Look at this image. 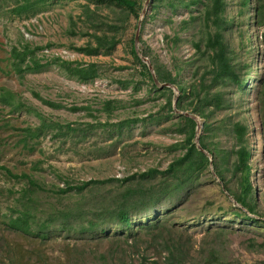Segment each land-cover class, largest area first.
Returning <instances> with one entry per match:
<instances>
[{"label":"trees","instance_id":"16d2710c","mask_svg":"<svg viewBox=\"0 0 264 264\" xmlns=\"http://www.w3.org/2000/svg\"><path fill=\"white\" fill-rule=\"evenodd\" d=\"M9 1L0 0V8ZM12 1L16 5L10 11L21 15L53 0ZM86 1L82 4V27L78 28L79 32L72 33L86 37L87 42L79 47L73 45V50L87 56H112L122 44L128 65L116 66L113 61L82 64L60 57H54L46 65L57 64L69 77L83 83L105 79L123 90L131 89L129 99H103L95 109L90 105L71 108L87 111L86 116L94 120L89 124L53 122L38 111H35L40 120L37 125L26 120L24 126L15 127L7 119L0 125V161L10 139L18 138L15 146L19 150L35 153L40 139L54 131V136H71L79 132L86 136L88 132L101 130L95 133L98 139L114 141L115 146L126 135L129 137L134 127L139 124L146 127L148 123L174 133L176 142L163 147L172 153V159L162 170L157 166L123 179L79 183L67 180L65 187L51 185V188L40 176L42 161L36 162L30 171L16 167L12 170L1 163L0 175L6 181L15 180V184L12 187L0 184V224L18 237L8 244L5 263L135 264L137 257V264H149L148 258L152 255L157 258V261H150L152 264H225L224 247L235 230L224 225L210 228L196 249L189 225L201 217L220 215L233 222H244L246 231L264 230V213L256 201L251 178L249 130L242 112L244 86L251 72L252 41L246 24L251 0H152L142 24L143 31L145 24L156 21L163 11L170 12L169 18L179 10L181 13L190 11L188 19L178 23L176 33L165 35V38L176 50L185 41L181 32L194 26L196 29L190 41L195 52L193 59L184 61L174 55L168 65L149 46L143 48V54L152 62L161 83L169 82L179 88L177 109L203 120L200 144L212 154V166L223 185L211 177V161L197 149V122L175 113L173 90L157 88L147 64L135 51V33L146 0ZM230 2L235 5L230 6ZM252 16L255 25L264 28V0H256ZM262 38L264 41V31ZM141 42L144 43L142 37ZM43 48L29 44L13 46L6 58L10 69L24 79L27 73L43 68L42 58L38 56ZM190 66L192 70L189 71ZM11 70L8 71L10 74ZM187 77H190L189 81ZM143 90L149 94L139 98L137 95ZM21 97L17 92L0 87V102L10 107L12 115L27 109ZM232 97L238 104L235 114H231L235 105ZM149 101L154 102L151 111L147 110L145 114L140 109L139 113L130 111ZM256 101L260 125L264 127V75ZM43 102L51 107H64L50 100ZM117 111L123 113L114 121ZM102 114L106 116L105 120L101 119ZM217 124L227 138L234 140L229 148L218 140ZM7 131H13L9 132V138L3 136ZM101 150L104 149L95 147L93 153L99 155ZM203 179L205 183L212 179L220 191L219 198L222 196L224 200L216 206L215 200L208 198L205 205L194 211L192 199ZM111 181L118 184L114 195H107V191L97 195L90 193L92 186ZM229 196L241 207L236 208ZM65 200L71 204H65ZM3 208L7 212H1ZM72 233L73 238L66 241ZM58 235L65 237L63 242L57 241ZM254 240H250L253 245Z\"/></svg>","mask_w":264,"mask_h":264},{"label":"rangeland","instance_id":"374dc122","mask_svg":"<svg viewBox=\"0 0 264 264\" xmlns=\"http://www.w3.org/2000/svg\"><path fill=\"white\" fill-rule=\"evenodd\" d=\"M86 3V0H53L44 7H39L21 15L10 11L16 5L12 0L0 8V87H6L19 93L22 95L23 103L27 105V109L12 115L9 111L10 107L2 105L0 102V125H3L7 119H10L15 127L24 126V121L26 120L32 125H37L40 120L35 116V111L43 114L48 120L57 123L65 124L82 121V123L89 124L93 123L94 120L86 116L87 111H73L71 108L90 105L95 109L98 107V102L103 99H129L131 89L123 90L119 85L110 84L105 79H96L93 82L83 83L69 77L63 68L57 64L46 65V62L53 60L54 57L82 64L91 62L108 64L113 61L116 66L128 65L124 53V45L122 44L118 46L116 53L112 56H87L73 50V45L79 47L87 42L86 37L72 33L73 31L79 32L78 28L82 27L80 22V18L83 19L84 9L82 4ZM234 5V2H230V6ZM255 6L256 0H251L249 10L246 13V24L249 27L252 41L251 72L244 86L242 112L249 130L248 137L252 153L251 165H253L251 175L253 188L256 201L264 213V127L260 125L256 101L260 89V80L264 75V41L262 38L264 28L257 27L253 22L254 16L252 15ZM181 11L179 10L172 18H169L170 12L166 11L165 13L163 11L156 21L147 22L144 30L142 31L141 29V37L144 42V45L142 44L143 48L145 46L151 47L161 60L168 65H170L174 55L180 56L184 61H189L191 58L193 59L195 54L190 44L192 34L196 29L194 26L181 32V36L185 41L181 42L176 50L170 47V43H167L165 38V35L173 36L176 33L178 23L182 19H188L190 11L183 10L182 13ZM26 44L31 47H44L38 52L39 58H42L43 68L27 73L24 79H20L18 74L10 69L6 58L9 57V51H11L13 46L23 47ZM9 70L12 71L11 74L8 72ZM190 70H192V66H190ZM186 80L189 81L190 77H187ZM148 94V91L143 90L137 96L143 98ZM44 100L61 103L64 107H51L44 103ZM232 101L235 105H233L234 108L231 114H235L238 104L235 97H232ZM153 105L154 102L149 101L138 108L132 107L130 111L133 112L135 110L139 113L140 109L145 114L147 110L151 111ZM94 113L100 118L97 112ZM122 113V111H117L113 120H118ZM101 119L105 120L106 116L102 114ZM200 120L203 125V120L201 118ZM94 123L96 124V121ZM99 127L101 128V126ZM217 127L218 137H220L218 140L222 146L229 148L234 143V140L225 136L220 124H217ZM162 128L152 123H148L146 127L143 124H139L134 127L129 137L126 135L121 140V143L115 146H113L114 141L112 143L110 140L102 141L98 139L95 133L102 132L101 130L95 131V133L88 132L86 136H83V133L80 132L71 134V136H54L56 132L54 131L40 139V144L36 145L35 153L19 150L15 146L18 138L10 139L7 150L3 152L4 155L0 164L8 165L12 170H15L14 168L16 167L18 170L30 171V168L36 162L42 161L40 176L50 186L49 188H51V185L65 187V181L67 180L79 183L91 180L123 179L133 173L147 171L157 166L161 170L166 168L172 159V153L163 147L175 143L177 138L172 131H163ZM9 132L13 133V131H7L3 136L9 138ZM95 147L97 149L103 148L104 150H101L98 155L93 153ZM212 175L211 177L218 181L213 173ZM0 184L12 187L15 184V180L6 181L5 177L0 175ZM91 189L90 193L92 195L105 191H107V195H114L118 191V184L115 181H111L104 185L92 186ZM219 193L220 191L212 179H209L207 183L203 179L202 185L197 188L193 196L192 202L195 209H192L198 211L201 206L205 205L208 198L215 200L217 206L218 202L221 203V200H224L222 196L219 198ZM11 200L12 198L10 202ZM65 201V204H71V201ZM1 212L5 213L7 211L3 208ZM161 213H164V211L162 210ZM230 220V218L225 219L220 215H208L207 217H201L198 221H194V223L189 225V229L194 236L195 248L198 249L200 247V243L207 235L206 230L224 225L230 230H235L224 247L225 259L223 262L225 264L263 263L264 230L249 232L245 230L247 228L244 227V222H233ZM12 233L7 227L0 224V264H6L5 257L8 244L18 240V237ZM72 236L73 233L67 236L68 239L66 241L71 240ZM56 238L58 242H63L65 239L62 235H58ZM252 238L255 239L254 245L250 241ZM136 259L139 261L137 257ZM148 260V263L152 264L150 261H157V258L150 255ZM137 261L135 264H137Z\"/></svg>","mask_w":264,"mask_h":264},{"label":"water","instance_id":"95a60500","mask_svg":"<svg viewBox=\"0 0 264 264\" xmlns=\"http://www.w3.org/2000/svg\"><path fill=\"white\" fill-rule=\"evenodd\" d=\"M151 3H152V0H146L145 1L143 10H142V12H141V14L139 16L138 27H137V30H136V33H135V39H134L135 51H136L137 55L141 58V60L145 64H147L148 69H149V71H150V73L152 75V78H153L154 83L157 86V88H159V89L170 88L171 90H173V92L175 94V97L173 99V108H174L175 112L177 114H184V115H186V116L194 119L197 122V129H196V136H195V144L197 146V149L200 152L204 153L209 158V160L211 161V171L214 174L215 178H217V180L221 183V181L219 180V178H218V176H217V174L214 171V168L212 166V160H213L212 154L209 153L207 150H205L201 146V144H200V136H201L202 130H203V125L201 123L200 118L197 115H195V114H192V113H189V112H182V111H180V110L177 109L178 97L180 95L179 88L176 85H174L172 83H169V82H167V83H161L158 80V78H157V75H156L155 69H154V67L152 65V62L150 61V59L148 57L144 56V54H143V46H142V42H141V29H142L143 21H144L146 15L149 12ZM229 198H230V200L232 201V203H233V205L235 207H239V208L241 207L240 204H238L232 196H229Z\"/></svg>","mask_w":264,"mask_h":264}]
</instances>
